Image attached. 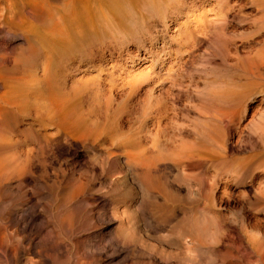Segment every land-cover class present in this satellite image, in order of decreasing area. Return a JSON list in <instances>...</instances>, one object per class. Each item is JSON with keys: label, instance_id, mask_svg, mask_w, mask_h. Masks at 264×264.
<instances>
[{"label": "rangeland", "instance_id": "rangeland-1", "mask_svg": "<svg viewBox=\"0 0 264 264\" xmlns=\"http://www.w3.org/2000/svg\"><path fill=\"white\" fill-rule=\"evenodd\" d=\"M213 3L214 0L203 1V7L200 8L199 1L194 6L191 2H184L176 20H166V25L161 21H153L145 28L148 32L142 29L138 34L115 38L110 42L113 56L100 71L103 77H108L116 85L114 100H111L105 119L112 123L118 117H123L126 121L121 131L124 134L134 136L143 130L140 133L148 135L146 141H157L165 153L163 155H167L170 150L192 153L189 160L191 168L188 166L189 173H184L196 176V181L201 182L200 191L193 189L188 192L181 180L184 174L181 167L176 168L167 156L158 158L157 170L152 174L160 182L163 179L166 188L179 198L178 202H170V206L175 209L171 213L172 219L169 217L165 222H172L171 226L155 228L153 222L159 221L158 216L162 211L158 212L150 206L155 215L151 214L144 200L162 203L163 189L160 190L159 185L154 183L156 190L153 184L150 190H145L147 184H144L146 181L139 174L140 169L126 166L121 156L110 159L103 152V147L96 144H85L86 147H79L76 152L73 149L52 152L37 147L33 142L31 151H28L27 146L19 143L18 150L21 157L24 156L20 157V161L26 162L30 169L18 174L15 177L18 181L15 178H11L10 182L4 181V190H0V211L2 207L6 208L0 212V223L9 222L6 231L10 234L11 240H7L10 245L20 242L26 244L31 240L32 262L46 258L61 264H142L138 252L130 250L133 246L125 247L128 241L115 233L120 222H139L138 227L143 230L139 228V235L143 238L146 235L144 239L153 243V237L160 234L165 236L169 231L168 226L172 228L174 222L188 220L201 224L194 225L195 230L206 225L200 228L202 230L199 229L200 233H206V236H202L206 240L202 241L204 244L200 249L193 251L197 258L196 264H224L226 230L242 231L253 222H260L264 228V163L257 160L250 169H243L247 159L254 162L257 157L264 158L261 156L264 142L255 135L256 128L264 125V84L260 87L252 83L243 65L251 57L258 59V52L264 47V11H256L261 10L259 0L223 2L221 6L227 16L214 22L216 6ZM230 3L236 4L231 7ZM198 18L202 22L205 20L203 25L206 26L203 28L206 29L197 30L196 33H202L196 34L199 35L197 41H188L187 31L194 25H202V22L194 21H198ZM225 19L227 21L224 22ZM182 32L184 35H181ZM179 37L182 41L184 38V42ZM137 39L141 41L138 44L141 49L139 54L134 52ZM94 70H90L89 77L96 73ZM260 78L264 79V74ZM260 78L258 81L255 79V82L264 83ZM131 82H135V85H131ZM131 86L135 88L131 89ZM233 110L241 112L233 115L230 121L220 119V114H229ZM156 113L163 114V128L150 125L149 120ZM20 128L23 129V126ZM240 163H243V167ZM234 176L238 178L234 179ZM208 181L212 185L209 186ZM20 212L30 213L33 218L31 227L25 231H21L20 223L15 225V222H22L18 221L22 215ZM146 222H150L153 228ZM145 228H149V231L146 232ZM153 229L161 231L156 233ZM25 237L29 238L28 241ZM167 245L163 246L166 251H174L171 245L167 249ZM19 264H25V261L22 259Z\"/></svg>", "mask_w": 264, "mask_h": 264}, {"label": "bare ground", "instance_id": "bare-ground-1", "mask_svg": "<svg viewBox=\"0 0 264 264\" xmlns=\"http://www.w3.org/2000/svg\"><path fill=\"white\" fill-rule=\"evenodd\" d=\"M198 1V5L202 8V2L208 0H196V2L195 0H0V190H4V181L7 182L11 178H15L18 174L24 173V171L26 172L28 168L30 169L26 162L20 161L24 156L21 157L22 154L18 150L17 144L19 143H23L27 146L28 151H31V142H33L37 147L47 148L52 152L53 150L64 151V149H73L76 152L77 148L86 147L85 144L101 145L104 149L103 152H106L110 159L115 160L121 156L126 166L140 169L139 174L143 180L145 179L144 181H146V183H144L142 179L141 181L149 187H144V189L147 188L145 190H150L152 186L154 187V183L159 185L160 190L163 189L161 191L164 193V201L162 203H157L154 200H152L154 202H151L147 199L144 201H147L146 208L147 205H149V207L151 206L157 211H162L160 215L158 213V220L160 222H153L155 228L166 225L171 226L170 223L172 222H165L169 217L172 219L173 214L171 216V213L175 209V207L173 209L172 205L170 206V202H178L177 198L179 197H177L178 195L173 193V191L171 192V190L166 188V184L162 182L163 179L160 182L152 172H156V160L161 156H167V158L171 159L173 164L176 165V168L180 166L181 172L184 173L188 170L187 167L191 165L189 160L191 159L192 153L170 150L167 155H163L164 152L161 150L157 141H146L148 135L140 133L143 130L138 131L134 136L124 134V132L121 131L125 120L123 117H118L112 123L107 121L105 119V114L111 107L110 103L114 98V88L116 85H113L114 83L112 81L110 82L108 77H103L100 71L101 67L105 65L108 60H111L113 56V45H110V42L114 41L115 38L118 39V37H120L122 39L127 34L131 33L138 34L140 30H145V28L149 26L148 24L153 21H161L166 25V20L177 19L182 3L191 2L194 6L197 5ZM214 1L215 3L213 4L216 6L214 22H218L227 16V12L223 11L224 7L221 6V4L223 2H235V0ZM259 2L261 8L259 6L258 8L262 11L259 9L256 11L262 13L264 11V0H259ZM233 4L236 3H232L230 6L232 7ZM210 8L214 7L211 6ZM208 9L209 8L205 9V12ZM230 9L234 10V8ZM243 18H246V16ZM194 21L197 23L202 22L200 19ZM225 21L227 20L225 19L224 22ZM204 22L201 24L203 25ZM211 24L212 22H210V25ZM202 25H194V28L192 27L193 29L191 28L189 32L186 30L188 33L187 35L185 34L186 40L189 41L191 39L197 41V37L199 36L196 35L199 33H196L197 30L206 29L203 28L206 24ZM146 31L147 30H145V32ZM181 35H184V33ZM181 35L180 37H183ZM205 35L206 34H204V36ZM187 36L189 38H187ZM182 39L183 41L180 38V40L184 42V38ZM199 40L201 41V39ZM139 42L141 41L137 39V45H135L134 48L136 54H139V52L141 53V49L138 45L140 44ZM104 44L107 45L105 46ZM144 52L147 53L145 50ZM258 53H260L258 59L251 57L243 65L246 75L252 79V83L261 87L264 83H259L257 81L264 74V47L260 49ZM237 54L239 55V53ZM94 68L96 73L89 77L90 70ZM255 79H257L256 82ZM261 79L262 78H260V80ZM134 83L132 84L131 82V85H135ZM121 86L119 88H121ZM133 87L134 86H131V89H133ZM240 112V110H233V112L228 114L222 113L221 111L220 113L222 114H220V116L222 117L220 119L222 121H230L233 115L239 114ZM162 118V113H156L154 116H151L149 120L150 125L152 124L151 126L156 128L161 127ZM22 126L23 129L20 128ZM255 135L264 142V125L256 128ZM197 149L199 150V147ZM201 151L199 150V153H201ZM199 153L194 154L199 155ZM261 156H264V151L261 153ZM196 157L194 159H196ZM257 158L258 159H256V161L254 160V162H250L251 159L249 161L247 159V165L245 167H243V163L239 165L243 167L245 171V169H250L253 166L252 164L256 163L257 160H262L260 162L264 163V158ZM208 159L206 160L208 161ZM189 168H191V166ZM131 171L130 169V172ZM185 173L181 180L184 182L186 190L190 192L196 189L199 192L201 182L199 183L198 180L196 181V176ZM236 178L238 177L234 176V179ZM17 179L15 178L14 180L16 181ZM114 180L115 179L112 181ZM112 181L109 182L112 183ZM195 183H197V186H195ZM207 184L209 185V181ZM210 185H212L211 182ZM155 187L157 188V186ZM155 187L153 189H155ZM2 191L0 193H2ZM161 192L159 193L160 195ZM5 196H8V194ZM5 196H3V198ZM72 200L74 201L73 198ZM176 204L178 203H175V205ZM5 208L2 207L3 210H5ZM3 210L0 212H3ZM151 214L155 215L153 211ZM67 217H69L68 214ZM155 217H157V215ZM18 219V221L22 222H15V225L20 223L22 227L21 231L30 228L33 223V218L30 213L24 212ZM187 219L186 217V220ZM184 221L174 222L172 228L168 226L169 231L167 230L168 232L165 236L162 234L159 236L155 235L157 237H153V240H155L153 243H150V241L147 242L144 239L146 236L144 233L146 234L149 228H145L147 231L143 233L144 238L139 235V222H120L115 229V233H117L121 239L123 237L125 241H128L126 246L124 244L125 247L133 246L130 247L133 248L130 250L138 252V258L142 264H196L197 258L195 259L193 251L197 248L200 249L201 245L204 244L203 242H205L204 240H206V238L203 237L202 239V236H206V233H200V230L206 225L199 226L200 228L202 227V229L199 228L200 230H195L194 225L197 226V224H199L198 222L194 224V222H187L188 220ZM146 223L149 224L150 222ZM7 224H9V222L0 223V264H19L22 259L25 261V264H61V262L57 263L55 262L56 260L50 261L46 258L42 260L39 259L40 261L34 259L35 262H32L31 240L28 241L29 238L25 237L28 243L23 244L20 242V244L17 245H10V241L9 243L7 242L10 237V234L7 233ZM151 225L149 227L153 228V225L152 227ZM159 230L157 231L159 232ZM154 233L153 231V234ZM12 234L14 233H11V235ZM224 236H226V238L224 237L226 239L224 253L226 255L224 257L226 258L224 264H264V228H262L260 222L250 223V225L242 231L235 230L234 232V230L232 231L231 229L226 230ZM9 239L11 240V238ZM146 239H149V237ZM164 243H168L166 246L167 249L168 246L171 245L174 251H166L165 248H163L165 245ZM201 250H203V248H201ZM199 256L201 255L199 254ZM135 258L136 257H134V259Z\"/></svg>", "mask_w": 264, "mask_h": 264}]
</instances>
